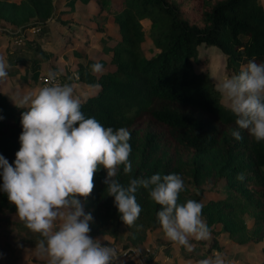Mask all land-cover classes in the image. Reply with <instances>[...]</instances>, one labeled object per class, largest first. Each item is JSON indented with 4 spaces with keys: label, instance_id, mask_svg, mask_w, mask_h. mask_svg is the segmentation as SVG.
<instances>
[{
    "label": "trees",
    "instance_id": "1",
    "mask_svg": "<svg viewBox=\"0 0 264 264\" xmlns=\"http://www.w3.org/2000/svg\"><path fill=\"white\" fill-rule=\"evenodd\" d=\"M61 1L67 0H0V21L26 27L37 20L33 26L44 28ZM94 1L99 4L91 19L98 31H107L103 23L110 22L117 26L120 38L108 57L114 68L94 73L91 65L99 62L89 56L78 63V83L93 91L77 97L86 117L96 118L105 128L125 127L131 133L132 171L125 174L121 165L114 178L126 186L130 178L179 174L185 185L179 202L193 199L202 203V218L214 237L213 225L220 224L221 231L240 244L261 242L264 141L257 142L247 130L237 128L236 117L205 74L195 70L193 60L198 46L206 44L218 47L226 56L227 70L236 74L249 60L264 62V5L258 0ZM143 18L151 23L148 33L140 23ZM65 21L69 24L70 18L61 22ZM147 37L157 50L151 56L143 52ZM38 55L31 58L33 69L51 53L38 50ZM15 103L0 90V155L13 166L20 148L21 113L26 110ZM145 121L151 122L150 127H141ZM233 130L240 131L241 140L234 139ZM239 173L245 174L243 182L236 179ZM106 175V170L98 169L92 193L82 198L85 213L93 217L89 235L119 239L121 226H125L128 233L123 247L139 245L148 231L161 226L156 216L161 206L139 188L135 196L142 211L135 225H125L114 197L108 196L103 182ZM220 181L226 186L225 196L204 201L206 192L218 189ZM241 210L253 216L251 226ZM40 238L0 192V255L10 254L18 244L36 246ZM214 246L217 239L202 247V252ZM198 249L189 252L182 246L188 257H196ZM112 264L133 263L116 258Z\"/></svg>",
    "mask_w": 264,
    "mask_h": 264
},
{
    "label": "clouds",
    "instance_id": "2",
    "mask_svg": "<svg viewBox=\"0 0 264 264\" xmlns=\"http://www.w3.org/2000/svg\"><path fill=\"white\" fill-rule=\"evenodd\" d=\"M9 65L0 58V78L7 76ZM91 65L94 73L102 71ZM50 83L19 98L22 132L14 166L0 155V192L14 205L25 226L41 237L36 243L38 255L47 264H112L116 250L92 238L91 213H85L82 198L94 188V174L106 170L104 183L108 196L114 197L123 223L129 227L142 211L135 193L139 188L161 208L157 220L171 242L191 252L190 238L207 240L210 230L202 218L203 204L188 199L179 202L185 190L176 173L130 178L125 186L116 177L119 166L131 173V133L125 127L105 128L96 118L86 117L81 101L70 84L57 83L58 74L48 73ZM236 117L238 129H244L257 142L264 141V62L249 60L238 74L216 84ZM0 119H3L0 116ZM231 135L242 139L239 130ZM243 182L244 173L237 174ZM138 229L142 226L137 225ZM198 264H226L222 253H214Z\"/></svg>",
    "mask_w": 264,
    "mask_h": 264
},
{
    "label": "rangeland",
    "instance_id": "3",
    "mask_svg": "<svg viewBox=\"0 0 264 264\" xmlns=\"http://www.w3.org/2000/svg\"><path fill=\"white\" fill-rule=\"evenodd\" d=\"M84 1L86 0L61 1L53 17L46 19L44 28L33 26L34 23H39L37 20L26 27H17L0 21V58L9 65L7 76L0 78V90L9 100L19 104V98L23 95L47 86L50 83L49 72L58 74L57 83L69 84V80H72L70 85L74 89L75 96L87 95L93 89L85 88L78 83L76 77L78 63L86 56L98 61L103 66L102 71L114 68V65L108 61V57L116 40L120 38L117 26L106 22L103 26L107 28V31H98L97 23L91 19V16L96 12L99 3H95L94 0ZM258 2L264 5V0H258ZM67 18H70L69 24L66 21L61 22ZM140 23L148 33L151 27L150 21L143 18L140 19ZM38 50L47 51L51 53V56L42 59L39 67L33 69L31 58L38 55ZM156 51L151 39L147 37L143 42L144 54L151 56ZM193 64L195 70L203 72L215 87L218 82L236 74L233 70H227L225 54L212 45L200 44ZM221 100L227 105L226 100L222 97ZM150 123L142 122L141 127H147ZM134 127L137 126L134 125ZM217 187L218 189L206 192L204 201L225 196L224 181H220ZM240 213L245 223L251 226L253 216L244 210ZM213 229L217 231L215 237L210 232V238L201 240L202 243L197 242L195 238H190L192 247L199 248L196 257L184 256L182 246L168 240L161 226L148 231L146 239L141 244H131L127 247H123L128 233L125 226H121L119 239L104 234L90 236L114 248L119 254L117 261L125 263L130 260L134 264H198V261L214 253H222L226 264L259 263L257 255L251 257L250 254L245 253L243 245L241 246L221 231L220 224L213 225ZM214 239H217V246L212 247L209 252H202V247L205 248ZM254 245L251 244V246ZM0 262L1 264H40L39 262L47 263V259L37 254L35 246L18 244L10 254L0 255Z\"/></svg>",
    "mask_w": 264,
    "mask_h": 264
},
{
    "label": "crops",
    "instance_id": "4",
    "mask_svg": "<svg viewBox=\"0 0 264 264\" xmlns=\"http://www.w3.org/2000/svg\"><path fill=\"white\" fill-rule=\"evenodd\" d=\"M251 244H255V245L251 246ZM251 244H241V246L243 245L242 247L246 251L245 253L250 254L251 257L257 255V257L259 258V260L256 259L257 261H259V263L257 264H264V239L259 243H251ZM246 264H250V263L248 262Z\"/></svg>",
    "mask_w": 264,
    "mask_h": 264
}]
</instances>
